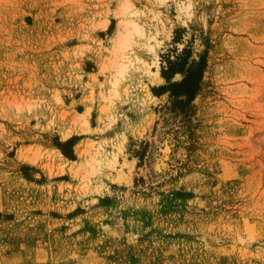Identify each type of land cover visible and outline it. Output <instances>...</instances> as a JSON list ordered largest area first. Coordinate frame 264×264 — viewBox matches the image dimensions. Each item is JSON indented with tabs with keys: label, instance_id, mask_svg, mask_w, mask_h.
I'll list each match as a JSON object with an SVG mask.
<instances>
[{
	"label": "rangeland",
	"instance_id": "374dc122",
	"mask_svg": "<svg viewBox=\"0 0 264 264\" xmlns=\"http://www.w3.org/2000/svg\"><path fill=\"white\" fill-rule=\"evenodd\" d=\"M120 1L0 0V264H264V0H127L132 55L203 57L184 112L141 68L100 97ZM77 141L95 172L20 155Z\"/></svg>",
	"mask_w": 264,
	"mask_h": 264
},
{
	"label": "bare ground",
	"instance_id": "6f19581e",
	"mask_svg": "<svg viewBox=\"0 0 264 264\" xmlns=\"http://www.w3.org/2000/svg\"><path fill=\"white\" fill-rule=\"evenodd\" d=\"M130 7L127 0L120 1L116 8V15L118 16V26L114 33V36L111 39V42L108 46V54L101 61L99 65V71L104 74V86L100 93V97L104 98L107 96H119V88L121 86V81L124 80L126 73L129 69L132 68H141L144 75L147 77H155L156 79H161L158 69H152V65H157L156 59H151L147 61L144 58H140L137 55H132L130 53L131 45L133 43V36L139 35L146 37V32L141 23H138L128 17H126L125 11ZM107 20L103 22L105 26ZM149 49H153L152 46ZM132 52V50H131ZM155 53V52H154ZM155 56V54H154ZM137 70V69H136ZM153 81V80H152ZM145 95L147 97H154L149 90L148 86H144ZM104 107L99 108L100 114L98 115V120L102 119ZM89 107H86L84 111L75 114L71 118V122L79 123L81 130L89 129L87 115L89 114ZM73 130L71 128L62 129L60 135L62 139H66L71 135ZM126 138V137H125ZM125 138L122 136L117 140V147L124 144ZM116 144V142L114 143ZM74 153L77 156V159H69L65 157L57 148H52L41 153L39 150L32 152L28 155H21V158L28 162L37 163L41 156H46L50 159L49 165L39 164L41 168L45 170L47 175L58 174L62 172L71 171L76 173L85 169V175L91 174L96 171L97 164L100 162L101 153L100 147L98 146L92 154H89L86 158V147L82 144L81 141H77L73 145ZM20 152V151H19ZM38 164V163H37ZM68 165V168H67Z\"/></svg>",
	"mask_w": 264,
	"mask_h": 264
},
{
	"label": "trees",
	"instance_id": "16d2710c",
	"mask_svg": "<svg viewBox=\"0 0 264 264\" xmlns=\"http://www.w3.org/2000/svg\"><path fill=\"white\" fill-rule=\"evenodd\" d=\"M189 51L187 49L175 57V60H168L166 67L160 70L161 76L167 81L164 87H160L162 92H169L170 107L177 108L181 112L186 110V105L193 99L198 90L202 77L205 61L200 57L196 62L186 66V56ZM175 73H182L183 77L179 81H170ZM65 156L72 158L70 152L65 151L61 145H58Z\"/></svg>",
	"mask_w": 264,
	"mask_h": 264
}]
</instances>
